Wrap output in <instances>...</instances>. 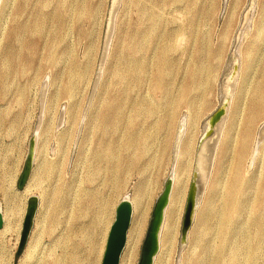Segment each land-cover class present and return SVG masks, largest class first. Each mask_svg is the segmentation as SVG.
Returning <instances> with one entry per match:
<instances>
[{
    "label": "rangeland",
    "instance_id": "374dc122",
    "mask_svg": "<svg viewBox=\"0 0 264 264\" xmlns=\"http://www.w3.org/2000/svg\"><path fill=\"white\" fill-rule=\"evenodd\" d=\"M65 1L66 0H6L3 3L2 10L0 11V18H2V20L0 19V234L2 233L0 235V256H4L3 258H5V264H23V260L26 257L28 248L31 245H34L33 240L40 232L39 227L41 226V224L43 231L42 236H44L42 237L43 239L40 247L35 254V259L37 260V262L35 260H32V262L29 260V262H24V264H60L61 262V264H92V257H90V245L85 243V238L86 234L90 233L91 230H94V236H97V222L99 220L98 215L102 214L103 221L106 222L107 220V224H109L105 240L106 249L108 235L111 226L115 221L116 208L118 204L125 195L132 196L137 188L142 186L148 187L150 191V211L148 216L149 224L154 205L160 194L163 192L165 183L169 178V170H167L168 154L160 157V164L158 163V166H151L145 169L146 166L148 167L149 161L152 160L150 155L154 153L153 151L157 152V149L159 152H161L163 145H169L168 151L169 153H171L170 156L172 157V150L175 145L174 143L177 136V134L175 133H177L178 131L179 123L183 117L192 115L196 119V124L194 123V125L190 126L189 131L186 130L187 132L186 135H184V138H192L194 147L193 154L192 156L190 155L191 157L185 156L183 162H187L188 159V163L193 162L195 149L197 147V144L199 143L202 133L205 130V123L210 120V122H212L216 113H218L222 109L224 103L222 100L224 97V93L222 92L221 84H223L224 79L227 78V76H231L233 72H237L238 76L241 75L243 59L241 54H238L241 44L243 43L242 45H255L257 46V48L260 47L261 52H263L262 49L264 50V0H254L253 9L250 8L252 0H119L112 22V30L110 33L107 46V55L105 58L106 61H104L105 65H103L104 69L103 67L101 68L100 71H102V74L100 75V80L97 83L98 86L95 87L94 85L100 68L101 58L105 47V40L110 25L113 0ZM248 12L250 15L249 22L246 23V25L243 27L241 31V37L237 41L236 33L240 31L242 20ZM19 14L20 16H17ZM178 14H180L181 16H179ZM45 17L48 21L46 22V26L42 28V30H48V33L44 30L41 31V33H37L35 28H33V25H35L38 18V21H40ZM256 18L257 24L254 25V20ZM24 21L27 24H30L29 29L31 30L23 36L20 35L19 38L16 34L12 35V31L17 28L18 23ZM48 27H50V29H48ZM178 27L180 28V30ZM175 30H177V32ZM42 33L45 34L43 35ZM246 33L248 34L245 35ZM180 36L184 38V40H182ZM225 36L228 37V40ZM175 38L177 42L175 41ZM26 39L31 41L34 40V43L29 44ZM180 40L183 42H181ZM23 41H25V43ZM178 41L181 44H179ZM51 42H55L53 43L55 44V47ZM21 44H23L24 46ZM172 44L174 45L175 49L172 50V52H170L168 56L169 62L167 61L168 65L166 66L168 74L164 78L166 90L170 86L171 89L169 88L168 90L166 96L167 98H163L162 89L160 88L156 90L154 87L155 76L157 75L156 66L158 63L157 61H159L161 58L164 46ZM52 47H54L55 49ZM207 47L208 49L206 50ZM219 51L221 52L219 53ZM234 51L235 53H237V57L233 54ZM217 53L219 54L218 56ZM157 54L160 55L158 56ZM46 55L50 60L48 59V57H46ZM140 61L145 64L146 69L138 73V64L136 65V63H139ZM263 61L264 59H259L258 57H256L254 60L255 68L249 71L250 79H248L250 81H247V85H245V88L241 93L239 100H237V103H241V100L243 103H239L240 105H234L233 102L236 98L235 94L234 97H232L230 101L231 108L229 109L226 118L227 123L224 124L222 133L230 123L232 112L235 115L234 122L237 121L236 123L239 122V119L245 120L247 118L250 103L253 99L256 98L259 87L262 83L261 81H263L264 79ZM11 63H13V65ZM5 65L7 66L5 67ZM30 68L33 70V72L30 70ZM107 68H110L112 70L110 71V69L108 70ZM197 68H202V70H205V72H203L204 76H202V79L198 82L201 90L198 87V84L195 87L193 86L192 82L193 75L198 70ZM206 68H208L209 70ZM11 69H14L12 70L13 72L10 71ZM23 69H25V71ZM73 69H77L78 76L80 78L78 76L77 78H71L69 72ZM192 69H195V72L192 71ZM216 70L219 72H217ZM57 71L59 76H57ZM45 72L47 74H45ZM115 72L117 73L115 74ZM13 73L15 74V76L13 75ZM48 73L51 74L49 75ZM52 73L54 74V77L52 76ZM65 73L67 74V76H65ZM189 73L192 76H190ZM3 74L9 75L4 76ZM114 74L116 76H114ZM34 75H36V77ZM126 76H128V78ZM138 76H140V81L137 80ZM12 77L14 78L12 79ZM185 77L188 79H186ZM171 79L174 80L172 81ZM46 80L48 81L47 86L49 87H47L49 92L47 93L46 98L48 100L49 106H51L52 108L51 109L50 107H48L49 109L47 111V121L49 124H51V126H49L50 131L48 130V135L50 136L51 140V146L49 147V149L51 151V157H54L57 150V148L55 147H58V145L56 146L57 140L59 141V138H61L60 142L63 141L65 143H61L62 148H65L61 150L60 155H58L57 158L54 157V161L56 160V162L61 166V168H58L59 171L61 170L60 174H62V176H60V180L62 179L61 186H63V188L65 187V189H67L69 186H72V189H70V192H65L62 195L55 192L54 195L50 197V203L48 206L50 208L46 209L43 206L39 207L35 224L28 241V248L21 256H18L17 253L23 231L28 200L30 197H32H29L25 194L23 195V193L18 189V181L25 166L30 143L35 135L36 126H38V122L36 121L39 120L40 116V95L42 92V88L45 86ZM66 80V85H68L71 81L74 82L73 92H75L72 96H70L66 92ZM239 80L240 76L238 77V81ZM31 81L33 82L31 83ZM8 83L10 85H8ZM42 84L44 86H42ZM50 84L53 86H51ZM17 85L19 86V88ZM183 87H189V89H193L195 87L197 91L193 89L185 102H179L177 98H179V93L181 92V88ZM93 89L95 91H93ZM77 92L79 93V95ZM173 92L175 93V96L173 95ZM16 94L21 95L19 97V95L16 96ZM74 94H77L78 96H75ZM108 94L110 97L108 96ZM21 96L23 98H21ZM242 96L245 99H243ZM19 98L23 99V101L19 100ZM106 98L108 100H106ZM152 98L156 103L151 102ZM89 100L91 101L89 102ZM107 102H109V104ZM138 102H143L146 104L149 103V105H151V107L154 109L160 108L159 114L157 113L160 118L163 116L161 114V111H163L164 109L163 105H166V107L168 106L169 108L171 106V111L169 110L170 115L169 118L167 117V119L165 120V129L161 130L157 134L158 141L153 146L151 154H149L148 156L145 155L146 159L145 157H143L142 161L137 164V166H132V168H129L130 170L128 169L124 172L125 174L122 173L119 176L120 178L122 177L121 183L119 184L120 186L113 187V185L110 184H112L115 180L114 175H111L110 173L107 174V170L105 171V173H96L94 168L95 161H92L94 160L95 156L94 149L98 150L101 147L102 140L106 138V136L102 134L101 126H99V117H101V115L108 110L115 111L122 106H125L126 108L123 116L124 119H126L128 116H135L136 114L133 112V109ZM150 102L152 104H150ZM169 103L171 105H169ZM200 103L202 104L200 105ZM132 105L134 107H132ZM198 105L201 107L199 108ZM238 105L241 108L238 107ZM193 107L194 109H192ZM239 109L242 111H240ZM9 110L10 112H8ZM45 110H47V107L45 108ZM84 112L86 113V115L84 114ZM15 113L17 114V117L20 116L18 128L16 126L14 127V125L12 124L14 123L13 115ZM242 113L244 114V117ZM262 117L263 118L261 121L260 119L258 120L261 123H259L256 128V141L253 142L251 146L249 159L245 164L244 172L246 171L245 174L247 176L241 179L242 185L238 189V211L234 214L231 212V209L229 207V194L230 191L235 188V186L233 185L234 176L231 173L226 172L222 174L221 178L219 179V184L218 182H216L215 184L206 188V190L204 191L206 196L205 194H203L202 200L199 205V208H201V212H203L204 214L214 210L218 211V256L220 255L221 251L219 247L221 245L222 232L229 226H232L234 233L231 235V239L232 241H238V243H236V241H231L232 244L230 243V246H232L231 248L236 251L237 254H239L238 264H252L253 261L246 258V252H244L243 250L246 251V249L244 248H246L245 244H247V241L249 239H251L250 245L252 247L256 246L254 239L257 235V229L259 228L258 224L264 221V133L261 134V132L264 131V115H262ZM61 118L62 123L60 124L59 120ZM96 120L98 126L96 124ZM80 126H82V130ZM84 127L85 129H83ZM77 132L78 135L75 136ZM96 132H98L99 134L97 133V135ZM55 134H57L56 136L60 135V137L57 138ZM74 139H76L75 145L73 143L75 141ZM81 144H83L84 152L80 155ZM73 145L75 147L73 148L71 154L70 151L72 150ZM53 150H55V152ZM66 157L67 159H65ZM60 158L62 159V161L60 160ZM120 159V165H123L124 167L128 166V163L131 159V151L126 150L125 147L123 148L120 146ZM87 160L89 163L87 162ZM34 163L35 164L33 165V170L35 175L36 169L38 168L39 158L36 159ZM145 163L146 165H144ZM88 165H90L89 168ZM90 169H92V172ZM141 171L143 172V175ZM32 175L33 172L31 173L29 182H35L32 183V186L35 185L34 195L35 197H38V199L39 195L41 194V190L47 186V183L50 184L51 188L54 182L56 183V176H54L56 174L53 175V179H49L51 181L48 180L49 182L47 181L46 183H44L42 187L38 184V181H35L34 175ZM92 176L94 177V180L92 179ZM183 176L185 179H188V183L186 191L183 195V207L180 213L181 216L177 227L178 230L176 241L174 244L168 245L164 264H190L189 261L190 258H192L193 254V248L189 246V241L187 240V238L184 241L182 240V229L188 205V198L190 197L191 193L190 185L192 180V176L187 177L186 173ZM150 180L151 182L149 183ZM40 182L41 181H39V183ZM72 184H74V186ZM95 188H98L99 190ZM94 191L97 193H95ZM98 192H102L103 194L107 195V197L109 198V204L105 206V204L101 202L103 205H100ZM91 197L92 199L90 200ZM47 200L48 199H46V201ZM63 200H65L66 202L64 205L62 204ZM96 202L98 203V205ZM10 209L14 212V214ZM104 212L106 215L103 214ZM10 217L12 220L10 219ZM195 222L196 220L193 221L191 226H193ZM92 223H94V226H91ZM229 223H231V225ZM9 224L13 227L12 229ZM6 225L7 227L10 226V228L7 229ZM75 226L78 228H75ZM148 226L149 225H147L146 233L148 230ZM71 231L74 232L72 233ZM241 232H243L244 234ZM237 235H239L240 237ZM182 242H184L183 249L182 247H180ZM238 246L240 247L238 248ZM231 248L226 251L228 259ZM105 249L102 252V256L98 264H102ZM179 251L181 252L179 253ZM72 254L73 257H75L74 259L72 257ZM140 255L137 264L139 263ZM254 263L264 264V248L258 253V257L254 261Z\"/></svg>",
    "mask_w": 264,
    "mask_h": 264
},
{
    "label": "bare ground",
    "instance_id": "6f19581e",
    "mask_svg": "<svg viewBox=\"0 0 264 264\" xmlns=\"http://www.w3.org/2000/svg\"><path fill=\"white\" fill-rule=\"evenodd\" d=\"M6 0H0V11L2 10V6L3 3ZM67 1V0H66ZM65 1V2H66ZM118 1L119 0H113V6L112 9L118 5ZM123 1V0H122ZM126 1V0H125ZM131 1V0H130ZM46 3V2H45ZM60 3V1H59ZM9 4V3H8ZM11 4V3H10ZM73 4V3H72ZM125 4V3H124ZM128 4V3H127ZM126 4V5H127ZM130 4V3H129ZM263 4V3H262ZM264 5V4H263ZM46 6V5H45ZM48 6V5H47ZM87 6V5H86ZM130 6V5H129ZM153 6V5H152ZM259 6V5H257ZM261 7V6H260ZM7 8V7H6ZM11 8V7H10ZM85 8V7H84ZM176 8V7H175ZM179 8V7H178ZM250 8L253 9L254 8V0L251 1L250 4ZM111 9V11H112ZM159 9V8H158ZM163 9V8H162ZM165 9V8H164ZM85 10V9H84ZM182 10V9H181ZM4 11V9H3ZM26 11V10H25ZM87 11V10H86ZM249 11V10H248ZM17 12V11H16ZM24 12V11H23ZM163 12V11H161ZM179 12V11H178ZM182 12V11H180ZM55 13V11H54ZM127 13V12H126ZM175 13V12H174ZM50 14V13H49ZM176 14V13H175ZM53 15V14H52ZM85 15V14H84ZM179 16H181L180 14H178ZM183 15V14H182ZM14 16V15H13ZM17 16H20L17 15ZM40 16V15H39ZM46 16V15H45ZM51 16V15H49ZM56 16V14H55ZM176 16V15H173ZM48 17V16H47ZM2 20V18H0ZM11 19V18H10ZM16 19V18H15ZM55 19V18H54ZM250 19V15L249 12L244 16L243 20H242V25L240 28V31H238L237 34V41L240 39L241 37V31L243 29V27L246 25V23L249 22ZM37 20V19H36ZM35 20V21H36ZM39 20V18H38ZM36 21L35 25H33L35 28V30L37 31V33H41L42 28H44L46 26V22L48 21L47 18H43L40 21ZM180 20V19H179ZM178 20V21H179ZM264 20V19H263ZM34 21V22H35ZM55 21V20H54ZM168 21V20H167ZM51 22V20H50ZM56 22V21H55ZM129 22V21H128ZM127 22V23H128ZM253 23V22H252ZM254 25L257 24V18L254 20ZM6 24V23H5ZM29 23L27 24L25 21L24 22H19L17 28H15L12 31V35L16 34L19 38L20 35H25L28 31H30L31 29H29ZM55 25V24H54ZM184 25V24H183ZM253 25V24H252ZM48 26V25H47ZM56 26V25H55ZM128 26V24H127ZM184 27V26H183ZM1 28V27H0ZM6 28V26H5ZM32 28V27H31ZM179 28V27H178ZM257 28V27H256ZM48 29H50V27H48ZM249 29V28H248ZM251 29V28H250ZM174 30V29H173ZM180 30V28H179ZM184 30V29H183ZM7 31V30H6ZM46 31V30H44ZM114 31V30H113ZM123 31V30H122ZM177 32V30H175ZM252 31V30H251ZM32 32V31H31ZM34 32V31H33ZM48 33V30L46 31ZM244 32V31H243ZM242 32V33H243ZM247 32V31H246ZM259 32V31H258ZM257 32V33H258ZM0 33H1V29H0ZM36 33V32H35ZM250 33V32H249ZM263 33V32H262ZM32 34V33H31ZM43 34V33H42ZM45 34V33H44ZM43 34V35H44ZM52 34V33H51ZM248 33H246L245 35H247ZM33 35V34H32ZM47 35V34H46ZM57 35V34H56ZM145 35V34H144ZM147 35V34H146ZM176 35V34H175ZM180 35V34H179ZM263 35V34H262ZM6 36V35H5ZM36 36V35H35ZM48 36V35H47ZM59 36V35H58ZM148 36V35H147ZM243 36V35H242ZM41 37V36H40ZM146 37V36H145ZM161 37V36H160ZM181 37V36H180ZM226 37V36H225ZM247 37V36H246ZM22 38V37H21ZM24 38V37H23ZM42 38V37H41ZM147 38V37H146ZM179 38V37H178ZM177 38V39H178ZM228 40V37H226ZM263 38V37H262ZM45 39V38H44ZM53 39V38H52ZM51 39V40H52ZM62 39V38H61ZM182 40H184V38L181 37ZM261 39V38H260ZM5 40V39H4ZM21 40V39H20ZM23 40V39H22ZM26 41L29 44H33L34 40H28L26 39ZM176 41V38H175ZM181 41V40H180ZM25 43V41H23ZM172 42V41H171ZM177 42V41H176ZM183 42V41H181ZM233 42V41H232ZM22 43V42H21ZM23 43V44H24ZM49 43V42H48ZM52 44L55 42H51ZM160 43V42H158ZM179 43V41H178ZM177 43V44H178ZM238 43V42H237ZM21 44V45H23ZM47 44V43H46ZM50 44V43H49ZM60 44V43H59ZM170 44V43H169ZM181 44V43H179ZM243 44V43H242ZM239 48V52L242 59H243V63H242V69H241V75L240 76V80L238 81V73L237 72H233L231 76H227V78L224 79L223 84H221V89L222 92L224 93V97H223V105L226 104L225 106V114L223 115V117H221L218 121V119L216 120V122L214 124H212V122L208 121L205 123V130L202 133L199 143L197 144V147L195 149V155H194V160L193 162H189V159L187 162H183V159L185 156H189L191 157L193 154V140L191 137L189 138H184V135H186V132L189 131L190 126L194 125V123L196 122V119L194 116L192 115H187V117H181V121L179 123V127H178V131L176 139H175V145L173 147V153H172V157L170 156L171 153H169V145H163L161 152L158 151L157 152L153 151L154 153H152L151 156V161H149L148 163V167L146 166L145 169L153 166L156 167L158 166L159 160L161 156H164L166 154H168V163H167V170H169V178L172 179L173 181V185H172V191L170 194V199L168 202V205L166 207L165 210V214H164V221L162 223L161 229H160V233H159V250L157 252V254L154 257V262L153 264H164V259L166 257V250L168 245H172L175 243L176 241V235H177V227H178V223H179V219H180V213L182 210V201H183V195L184 192L186 191L187 188V183H188V179L184 178V174L186 173L187 177H191L192 176V180H191V185H190V199L192 201V204L194 205V209H193V214H192V220L196 222L193 224V226L190 227L186 237L184 239H182L183 241L187 238V240L189 241V246L193 248V254H192V258H190V264H238V258H239V254H237L236 251H234L230 246V243L232 241V237L231 235L234 233V230L232 229V226H229L226 230H224L222 232V238H221V245L219 247L220 251V255L218 256V211L214 210V211H210L209 213L204 214L203 212H201V208H199L200 202L202 200L203 194H205V190L207 187L215 184L216 182H218L219 184V179L221 178L222 174L226 173H231L234 176V186L235 188H233L230 191L229 194V207L231 209V212L235 214V212L238 211L237 209V203H238V193H239V188L242 185V180L244 177H246L247 175L244 172V168H245V164L247 162V160L249 159V155L251 152V146L253 144V142L256 141V128L258 126L259 123H261L260 121L262 120V115H264V79L263 81H261V85L259 87V91L258 94L256 96L255 99H253L250 103V106L248 108V113H247V118L245 120L243 119H239V122L236 123L234 122L235 120V115L232 112V115L230 117V123L228 124V126L226 127V129L223 131L222 133V129L223 126L226 122V118L229 112L230 107V101L232 99V97H234L235 94V99L233 104H239L237 103V100H239V97L241 96V93L243 92L245 85H247V81H250L249 79V71L253 70L255 68V63L254 60L256 57H258L259 59H264L263 57V53L264 50L262 49L263 52H261V48L255 45H242ZM55 47V44H53ZM158 45V44H157ZM24 46V45H23ZM45 46V45H44ZM50 46V45H49ZM205 46V45H203ZM232 46V45H231ZM239 46V45H238ZM255 46V47H254ZM32 47V46H31ZM52 47V48H54ZM176 47V46H175ZM222 47V46H221ZM236 47V46H235ZM28 48V47H27ZM34 48V47H33ZM51 48V49H52ZM178 48V47H177ZM5 49V48H4ZM22 49V48H21ZM25 49V48H24ZM32 49V48H31ZM29 49V50H31ZM55 49V48H54ZM156 49V48H155ZM159 49V48H158ZM157 49V50H158ZM174 45H165L164 49L162 50V55L159 61L154 62L157 63V75L155 76V81H154V87L156 90L158 89H162V94H163V98H167V93L169 87L166 90L165 84H164V78L167 76L168 71L166 69V66L168 65V56L170 54V52H172V50H174ZM181 49V48H180ZM202 49V48H201ZM205 49V48H204ZM208 49V47L206 48V50ZM28 50V49H27ZM205 50V53H206ZM218 50V49H217ZM216 50V51H217ZM224 50V49H223ZM19 51V49H18ZM233 51V50H231ZM32 52V51H31ZM55 52V51H54ZM53 52V53H54ZM187 52V50H186ZM221 51H219L220 53ZM19 53V52H18ZM41 53V51H40ZM47 53V52H46ZM158 53V51H157ZM35 54V53H34ZM156 54V53H155ZM210 54V53H209ZM233 54L237 57V53H235V51L233 52ZM7 55V54H6ZM9 55V54H8ZM21 55V53H20ZM19 55V57H20ZM48 55V54H47ZM46 55V57H48ZM158 55V54H157ZM160 55V54H159ZM158 55V56H159ZM219 54L217 53V56ZM10 56V55H9ZM23 56V55H22ZM51 56V55H50ZM174 56V55H173ZM16 57V56H15ZM40 57V56H39ZM205 57V56H204ZM220 57V56H219ZM240 57V56H239ZM7 58V57H5ZM12 58V57H11ZM26 58V57H25ZM42 58V57H41ZM217 58V57H216ZM215 58V59H216ZM2 59V58H1ZM21 59V58H20ZM24 59V58H23ZM22 59V60H23ZM39 59V58H38ZM49 59V57H48ZM47 59V60H48ZM117 59V58H116ZM157 59V58H156ZM238 59V58H237ZM241 59V61H242ZM11 60V59H9ZM45 60V58H44ZM46 60V61H47ZM50 60V59H49ZM3 61V60H2ZM1 61V62H2ZM8 61V60H7ZM13 61V60H12ZM26 61V60H25ZM29 61V60H28ZM27 61V62H28ZM106 61V60H105ZM168 61V62H167ZM6 62V59H5ZM24 62V61H23ZM30 62V61H29ZM56 62V61H55ZM129 62V61H128ZM258 62V61H257ZM262 62V61H260ZM264 62V61H263ZM8 63V62H7ZM15 63V61H14ZM19 63V62H18ZM39 63V62H38ZM117 63V62H116ZM115 63V64H116ZM120 63V62H119ZM197 63V62H196ZM259 63V62H258ZM4 64V63H3ZM2 64V65H3ZM6 64V63H5ZM13 65V63H11ZM21 64V63H20ZM27 64V63H26ZM25 64V65H26ZM138 64V68H137V72L140 73L141 71H144L146 69V66L144 63H142V61H140L139 63L137 62L136 65ZM257 64V63H256ZM24 65V64H23ZM22 65V66H23ZM105 65V63L103 64ZM156 65V64H155ZM195 65V64H194ZM7 65H5L6 67ZM16 66V65H15ZM38 66V65H37ZM198 66V65H197ZM4 67V66H3ZM28 67V66H27ZM42 67V66H41ZM53 67V66H52ZM56 67V66H55ZM116 67V66H115ZM121 67V66H120ZM123 67V66H122ZM259 67V66H258ZM12 68V67H10ZM19 68V67H18ZM43 68V67H42ZM49 68V67H48ZM79 68V67H78ZM111 68V67H110ZM110 68H107L108 70ZM114 68V67H113ZM215 68V67H214ZM9 69V68H8ZM16 69V68H15ZM26 69V67H25ZM25 69H23L25 71ZM50 69V68H49ZM48 69V70H49ZM104 69V67H103ZM125 69V68H123ZM173 69V68H172ZM177 69V68H176ZM198 69V68H197ZM204 69V68H203ZM208 69V68H206ZM213 69V68H212ZM4 70V69H3ZM14 69H11L10 71H12ZM30 70L33 72V70L30 68ZM38 70H42V69H38ZM67 70V69H66ZM112 69H110L111 71ZM119 70V69H118ZM195 70V69H194ZM192 69V71H194ZM209 70V69H208ZM207 70V72H208ZM36 71V70H34ZM44 71V70H43ZM42 71V72H43ZM114 71V70H113ZM112 71V72H113ZM217 71V70H216ZM6 72V71H5ZM13 72V71H12ZM80 72V71H79ZM102 74V71H100ZM109 72V71H108ZM121 72V71H119ZM118 72V73H119ZM195 72V71H194ZM205 70H202V68H199L197 70L196 73H194L193 75V86H200L199 85V81L202 79V76H204ZM213 72V71H212ZM215 72V71H214ZM219 72V71H217ZM257 72V71H256ZM31 73V72H30ZM41 73V72H40ZM70 76L71 78H77L78 76V71L77 69H73L70 72ZM117 72H115L116 74ZM216 73V72H215ZM17 74V73H16ZM45 74H47L45 72ZM49 74V73H48ZM51 74V73H50ZM49 74V75H50ZM64 74V73H63ZM66 74V73H65ZM114 74V76H116ZM203 74V75H202ZM209 74V73H208ZM207 74V75H208ZM212 74V73H211ZM4 75V74H3ZM9 75V74H6ZM4 75V76H6ZM13 75L15 76V74L13 73ZM48 75V76H49ZM54 74L52 73V76ZM83 75V74H82ZM126 75V74H125ZM148 75V72H147ZM154 75V73H153ZM190 75V73H189ZM210 75V74H209ZM214 75V74H213ZM36 77V75H34ZM43 76V75H42ZM57 76L58 75V71H57ZM67 76V74L65 75ZM84 76V75H83ZM192 76V75H190ZM189 76V77H190ZM252 76V75H250ZM11 77V76H10ZM33 77V75H32ZM54 77V76H53ZM52 77V78H53ZM79 77V76H78ZM101 77V76H100ZM128 78V76H126ZM153 77V76H152ZM188 77V75H187ZM206 77V76H205ZM209 77V76H208ZM223 77V75H222ZM1 78V77H0ZM5 78V77H4ZM3 78V79H4ZM8 78V77H6ZM14 77H12L13 79ZM39 78V77H38ZM46 78V77H45ZM44 78V79H45ZM80 78V77H79ZM174 78V77H173ZM186 78V77H185ZM204 78V77H203ZM221 78V77H220ZM249 78V79H248ZM252 78V77H251ZM48 79V78H47ZM55 79V78H54ZM53 79V80H54ZM84 79V78H83ZM82 79V80H83ZM188 79V78H186ZM185 79V80H186ZM190 79V78H189ZM205 79V78H204ZM9 80V79H8ZM38 80V79H37ZM56 80V79H55ZM54 80V81H55ZM69 80V79H68ZM100 80V79H99ZM125 80V79H124ZM137 80L140 81V76L137 77ZM172 81L174 79H171ZM208 80V79H206ZM246 80V81H245ZM11 81V80H10ZM36 81V80H34ZM50 81V80H49ZM111 81V80H110ZM127 81V80H126ZM4 82V81H3ZM33 81H31L32 83ZM53 82V81H52ZM60 82V81H59ZM69 82V81H68ZM99 82V81H98ZM190 82V81H189ZM202 82H206V81H202ZM221 82V80H220ZM44 83V82H43ZM67 83V80L65 82V85ZM76 83V82H75ZM136 83V81H135ZM146 83V82H145ZM152 83V82H151ZM48 81L46 80L45 82V86L42 84V86H44L42 88V92L40 95V101L41 102V106H40V116H39V120L36 121L38 122V126H36V130H35V135H34V140H35V155H34V161L36 159L39 158V163H38V168L36 169L35 175H34V170H32L33 175H34V179L38 184L42 187L44 183H46L50 178L53 179V175L56 176V183L54 182L52 188L50 186L49 183H47V186L44 187L41 190V194L39 195V207L43 206L44 208H50L49 203H50V197L54 195V193H59V194H63L65 192H70V189H72L70 186L65 189V187L63 188V186H61V180H60V176H62V174H60V171L58 170V168H61V166L59 165V163L56 162V160L54 161L55 158H57L58 155H60V152L63 148L60 142V135L56 136L57 134H55V136L57 138H59V141L57 139V144L58 147L56 150V154H55V158L51 157V151L49 149V147L51 146L50 144V136L48 135V130H49V126H51V124L48 123L47 121V111H48V107L51 108V106H49L48 100H47V93L48 91ZM54 84V83H53ZM64 84V83H63ZM62 84V85H63ZM74 82H70L68 85H66V92L72 96L73 93V86ZM206 84V83H205ZM204 84V85H205ZM4 85V84H3ZM8 85H10L8 83ZM13 85V84H12ZM51 85V84H50ZM49 85V86H50ZM109 85V84H108ZM145 85V84H144ZM172 85V82H171ZM218 85V84H217ZM251 85V84H250ZM16 86V85H15ZM18 86V85H17ZM53 86V85H51ZM95 86V85H94ZM98 86V85H96ZM153 86V85H152ZM202 86V85H201ZM12 87V86H11ZM48 87V88H47ZM105 87V86H104ZM140 87V86H139ZM168 87V86H167ZM174 87V86H173ZM195 87L193 88L194 90ZM197 87V89H198ZM206 87V86H205ZM237 87V89H236ZM252 87V86H251ZM3 88V87H2ZM19 88V86H18ZM17 88V89H18ZM103 88V87H102ZM106 88V87H105ZM200 88V87H199ZM247 88V87H246ZM108 89V88H107ZM116 89V88H115ZM130 89V88H128ZM134 89V88H133ZM171 89V88H170ZM181 92L179 93V98H177L179 100V102H185L187 100V97L189 96V94L191 93V91L193 90L192 88L189 89V87H183L181 88ZM218 89V88H217ZM19 90V89H18ZM17 90V91H18ZM50 90V89H49ZM201 90V88H200ZM237 90V92H236ZM16 91V90H15ZM93 91H95L93 89ZM97 91V90H96ZM154 91V90H153ZM152 91V92H153ZM180 91V90H179ZM197 91V90H196ZM212 91V90H211ZM218 91V90H217ZM19 92V91H18ZM51 92V91H50ZM103 92V91H102ZM107 92V91H106ZM129 92V91H128ZM213 92V91H212ZM78 93V92H77ZM101 93V92H100ZM109 93V92H108ZM150 93V92H149ZM247 93V92H246ZM52 94V93H51ZM55 94V93H54ZM105 94V93H104ZM139 94V93H138ZM170 94V93H169ZM175 93L173 92V95ZM212 94V93H211ZM245 94V92H244ZM19 94H16V96ZM21 95V94H20ZM19 95V97H20ZM39 95V94H38ZM60 95V93H59ZM75 95V94H74ZM77 95V94H76ZM75 95V96H76ZM79 95V93H78ZM77 95V96H78ZM128 95V94H127ZM150 95V94H149ZM249 95V94H248ZM49 96V95H48ZM56 96V95H55ZM109 96V94H108ZM169 96V95H168ZM175 96V95H174ZM204 96V95H203ZM65 97V96H64ZM68 97V96H67ZM110 97V96H109ZM213 97V96H212ZM17 98V97H16ZM21 98H23L21 96ZM69 98V97H68ZM73 98V97H72ZM76 98V97H75ZM115 98V97H114ZM127 98V97H126ZM150 98V97H149ZM243 99H245L242 96ZM50 99V98H49ZM56 99V98H55ZM90 99V98H89ZM97 99V98H96ZM201 99V98H200ZM248 99V98H247ZM22 100L23 99H20ZM72 100V99H71ZM75 100V99H74ZM106 100H108L106 98ZM166 100V99H165ZM197 100V99H196ZM202 100V99H201ZM200 100V101H201ZM217 100V99H216ZM241 100V99H240ZM50 101V100H49ZM91 100H89L90 102ZM134 101V100H133ZM218 101V100H217ZM51 102V101H50ZM70 102V101H69ZM88 102V103H89ZM99 102V101H98ZM102 102V101H101ZM152 103H156L155 100H153V98L151 99ZM150 102V104H152ZM178 102V103H179ZM47 103V104H46ZM52 103V102H51ZM105 103V102H104ZM109 104V102H107ZM241 103L242 100H241ZM240 103V104H241ZM22 104V103H21ZM54 104V103H53ZM202 103H200L201 105ZM239 104V105H240ZM52 105V104H50ZM77 105V104H76ZM91 105V104H90ZM106 105V104H105ZM122 105V104H121ZM158 105V104H157ZM169 105H171L169 103ZM194 105V104H193ZM238 105V107H240ZM78 106V105H77ZM99 106V105H98ZM120 106V105H119ZM156 106V105H155ZM180 106V105H179ZM199 106V105H198ZM242 106V105H241ZM47 107V110H45V108ZM74 107V106H73ZM107 107V106H106ZM132 107H134L132 105ZM178 107V106H177ZM187 107V105H186ZM191 107V106H190ZM201 106H199L200 108ZM223 107V106H222ZM88 108V106H87ZM86 108V109H87ZM118 108V107H117ZM158 108V106H157ZM163 111H161V114L163 115L161 118L160 116H158L159 114V109H154L151 107V105L143 103V102H138L137 105L135 106V108L133 109V112L136 114L135 116H128L126 119L123 118L124 116V111H125V106L119 108L118 110H108L106 112H102L103 114L101 115V117H99V126H101V130H102V134L104 136H106L105 139L102 140V144L101 147L98 150L94 149V168H95V172L96 173H102L107 170V174L110 173L111 175H114L115 180L113 181L112 184L113 187H118L120 186L119 184L121 183V178L119 177L122 173H124L125 171H127L129 168H132V166H137V164H139L142 161V158L145 157V155H149L151 154V151L153 150V146L156 144V142L158 141V132H160L161 130L165 129V123H166V119L167 117L169 118V110L170 108L166 105H163ZM168 108V109H167ZM241 108V107H240ZM52 109V108H51ZM70 109V108H68ZM67 109V110H68ZM75 109V108H74ZM94 109V106H93ZM102 109V108H101ZM128 109V108H127ZM184 109V108H183ZM194 109V107L192 108ZM73 110V108H72ZM78 110V109H77ZM188 110V109H186ZM240 110V109H239ZM34 111V110H33ZM75 111V110H74ZM74 111H70V112H74ZM85 111V109H84ZM88 111V110H87ZM130 111V110H129ZM171 111V110H170ZM182 111V110H181ZM191 111V110H190ZM242 111V110H240ZM10 112V110L8 111ZM36 112V111H35ZM50 112V111H49ZM69 112V113H70ZM76 112V111H75ZM90 112V111H89ZM188 112V111H187ZM201 112V111H200ZM7 113V112H6ZM14 113V112H13ZM63 113V112H62ZM67 113V112H66ZM78 113V112H77ZM92 113V111H91ZM158 113V114H157ZM30 114V113H29ZM36 114V113H35ZM61 114V112H60ZM59 114V115H60ZM76 114V113H75ZM84 114L86 115V113L84 112ZM83 114V115H84ZM176 114V113H175ZM193 114V113H192ZM243 114V113H242ZM38 115V114H37ZM50 115V114H49ZM58 115V117H59ZM63 115V114H62ZM82 115V118H83ZM14 120L12 123L14 125V127L16 126L18 128L19 126V121H20V116L17 117V114L15 113L13 115ZM67 116V115H66ZM64 116V117H66ZM71 116V115H70ZM144 116V117H143ZM200 116V114H199ZM198 116V117H199ZM1 117V116H0ZM52 117V116H51ZM50 117V118H51ZM244 117V114H243ZM63 118V117H62ZM62 118L59 120L60 124L62 123ZM68 118V117H67ZM81 118V119H82ZM171 118V117H170ZM175 118V117H174ZM240 118V117H239ZM57 119V118H56ZM70 119V118H69ZM72 119V118H71ZM85 119V118H84ZM97 119V117H96ZM176 119V118H175ZM238 119V118H237ZM260 119V121H258ZM29 120V119H28ZM52 120V119H50ZM58 120V119H57ZM65 120V119H64ZM169 120V119H168ZM10 121V120H9ZM12 121V120H11ZM27 121V120H26ZM69 121V120H68ZM88 121V120H87ZM90 121V120H89ZM170 121V120H169ZM213 121V120H212ZM258 121V122H257ZM50 122V121H49ZM57 122V121H56ZM58 122V123H59ZM65 122V121H64ZM63 122V123H64ZM67 122V121H66ZM81 123V122H80ZM79 123V124H80ZM85 123V122H84ZM75 124V123H74ZM91 124V123H90ZM96 124L98 126L97 120H96ZM169 124V123H168ZM196 124V123H195ZM82 125V124H81ZM55 126V125H54ZM57 126V124H56ZM59 126V124H58ZM96 126V127H97ZM178 126V125H177ZM11 127V126H10ZM28 127V126H27ZM61 127V126H60ZM72 127V125H71ZM81 130H82V126ZM89 127V126H88ZM171 127V126H170ZM188 127V128H187ZM16 128V129H17ZM55 128V127H54ZM52 128V129H54ZM70 128V127H68ZM79 128V126H78ZM167 128V127H166ZM173 128V127H172ZM171 128V129H172ZM15 129V128H14ZM85 129V127L83 128ZM89 129V128H88ZM93 129V128H92ZM96 129V128H94ZM99 129V128H97ZM12 130V129H10ZM67 130V129H66ZM69 130V129H68ZM80 130V129H79ZM187 130V131H186ZM50 131V130H49ZM58 131V130H57ZM99 131V130H97ZM171 131V130H170ZM258 131V130H257ZM13 132V131H10ZM52 132V131H51ZM50 132V135H51ZM64 132V131H63ZM62 132V133H63ZM67 132V131H66ZM84 132V131H83ZM53 133V132H52ZM56 133V132H55ZM98 132H96L97 134ZM205 133V134H204ZM263 132H261V134H263ZM69 134V133H68ZM94 134V133H93ZM99 134V133H98ZM97 134V135H98ZM164 134V133H163ZM169 134V133H168ZM167 134V135H168ZM67 135V134H66ZM78 135V132L75 136ZM170 135V134H169ZM204 135V136H203ZM64 136V135H63ZM62 136V138H63ZM69 136V135H68ZM67 137V136H66ZM86 137V135H85ZM84 137V138H85ZM92 137V136H91ZM54 138V137H53ZM65 138V137H64ZM90 138V137H89ZM169 138V137H168ZM171 138V136H170ZM78 139V138H76ZM76 139H74L75 141L73 142L74 145L76 143ZM86 139V138H85ZM262 139V138H261ZM54 140V141H55ZM63 140V139H62ZM87 140V139H86ZM53 141V140H52ZM100 141V140H99ZM261 141V140H260ZM68 142V141H67ZM70 142V140H69ZM80 142V141H79ZM83 142V141H82ZM64 143V142H63ZM53 144V143H52ZM65 144V143H64ZM166 144V143H165ZM69 145V144H68ZM73 145L72 150L70 151L72 154L73 148L75 147ZM120 146L121 147H125L126 150L131 151V159L130 162L128 163L129 167L126 166L124 167L123 165H120ZM68 147V146H67ZM79 147V146H78ZM53 148V147H52ZM51 148V149H52ZM161 148V147H160ZM97 149V148H96ZM76 150V149H75ZM55 152V150H53ZM80 155L84 152L83 149V144H81L80 146ZM87 151V150H86ZM53 152V153H54ZM65 152V151H64ZM126 152V151H125ZM74 153V152H73ZM79 153V151H78ZM63 155V154H62ZM77 155V154H76ZM191 155V156H190ZM53 156V155H52ZM66 156V155H65ZM71 156V155H70ZM62 157V156H61ZM77 157V156H76ZM92 157V156H91ZM72 158V157H71ZM93 158V157H92ZM67 159V157L65 158ZM64 159V160H65ZM87 159V158H86ZM146 159V157H145ZM163 159V158H162ZM60 160L62 161V159L60 158ZM72 160V159H70ZM127 160V159H126ZM75 161V160H74ZM70 162V161H69ZM88 162V160H87ZM62 163V162H61ZM89 163V162H88ZM163 163V161H162ZM35 164V163H34ZM160 164V163H159ZM70 165V164H69ZM125 165V164H124ZM146 165V163L144 164ZM143 165V166H144ZM90 165H88L89 168ZM92 166V165H91ZM34 167V166H33ZM63 168V167H62ZM66 168V167H65ZM152 169V168H151ZM155 169V168H154ZM63 170V169H62ZM88 170V169H87ZM92 172V169H90ZM89 170V171H90ZM94 170V169H93ZM130 170V169H129ZM133 170V169H132ZM160 170V169H159ZM73 171V170H72ZM94 172V173H95ZM132 172V171H131ZM142 172V171H141ZM140 172V173H141ZM146 172V171H145ZM248 172V171H247ZM73 173V172H72ZM130 173V172H128ZM153 173V172H152ZM161 173V172H160ZM76 174V173H74ZM125 174V173H124ZM127 174V173H126ZM32 175V176H33ZM128 175V174H127ZM126 175V176H127ZM143 175V172H142ZM140 175V176H142ZM146 175V174H144ZM228 175V174H227ZM260 175V174H259ZM75 176V175H74ZM94 176V174H93ZM92 176V179L94 180V177ZM88 178V177H87ZM158 178V176H157ZM30 179V178H29ZM98 179V178H96ZM114 179V178H113ZM230 179V178H229ZM78 180V179H76ZM101 180V179H100ZM227 180V179H226ZM249 180V179H248ZM259 180V179H258ZM30 180H28V183L26 185V187L23 190H20L23 195H28L30 196H35L34 195V186H32V183L35 182H29ZM33 181V180H32ZM39 181H41L39 183ZM51 181V180H49ZM48 181V182H49ZM112 182V181H111ZM151 182V180L149 181V183ZM225 182V181H224ZM95 183V182H94ZM105 183V180H104ZM103 183V184H104ZM74 186V184H72ZM99 185V184H98ZM109 185V184H108ZM107 185V186H108ZM100 186V185H99ZM152 187V186H151ZM257 187V186H256ZM51 188V189H50ZM74 188V187H73ZM121 188V187H120ZM119 188V189H120ZM88 189V188H87ZM98 189V188H95ZM117 189V188H116ZM253 189V188H252ZM99 190V189H98ZM113 190V189H112ZM102 191V190H100ZM111 191V189H110ZM115 191V190H114ZM95 192V191H94ZM16 193V192H15ZM97 193V192H95ZM99 193V192H98ZM110 194V193H109ZM116 194V192H115ZM22 195V194H21ZM92 195V194H91ZM27 196V198H28ZM206 196V194H205ZM14 198V196H13ZM25 198V196H24ZM95 198V196H94ZM123 198H128L130 199V201L133 204V216H132V222L128 231V236H127V242H126V246L124 248V251L122 253L121 256V261L120 264H137L138 259H139V255H140V249L143 243V239L145 237V233H146V229H147V225L148 224V216H149V211H150V191L148 189V187L142 186L137 188V190L135 191V193L131 196V195H125ZM11 199V198H10ZM46 199H48L46 201ZM92 199V197L90 198V200ZM182 199V200H181ZM12 200V199H11ZM15 200V199H14ZM27 200V199H26ZM99 200H100V205L102 203L105 204V206L107 204H109V198L107 197V195L103 194L102 192L99 193ZM53 201V200H52ZM24 202V201H23ZM22 202V203H23ZM59 202V201H58ZM102 202V203H101ZM253 202V201H252ZM53 203V202H52ZM66 202L65 200H63L62 204L64 205ZM97 203V202H96ZM13 204V203H12ZM58 204V203H57ZM202 204V203H201ZM68 205V204H67ZM98 205V203H97ZM103 205V204H102ZM16 206V205H15ZM24 206V204H23ZM203 206V205H202ZM11 207V206H10ZM18 207V206H17ZM38 207V210H39ZM52 208V206H51ZM60 208V207H59ZM94 208V207H93ZM92 208V209H93ZM199 208V209H198ZM12 209V208H11ZM10 209V210H11ZM41 209V208H40ZM45 209V210H46ZM91 209V210H92ZM99 209V207H98ZM103 209V207H102ZM107 209V208H106ZM16 210V209H15ZM49 210V209H48ZM101 210V207H100ZM99 210V211H100ZM7 211V210H6ZM12 211V210H11ZM57 211V209H56ZM90 211V210H89ZM93 211V210H92ZM20 212V211H19ZM44 212V211H43ZM62 212V211H61ZM64 212V209H63ZM62 212V213H63ZM87 212V211H86ZM102 212V211H101ZM99 212V213H101ZM12 213L14 214V212L12 211ZM38 213V212H37ZM89 213V212H88ZM11 214V213H10ZM86 214V213H85ZM104 215L105 212L103 213ZM250 214V213H249ZM46 215V214H45ZM95 215V214H94ZM7 216V215H5ZM37 216V215H36ZM96 216V215H95ZM99 220L97 222L98 225V234L97 236H94V230H91L90 233L85 232L86 234V238H85V243H87L88 245H90V257H92V264H98L100 261V258L102 256V252L105 249V240H106V235L108 232V225L107 224V220L106 222L103 221V215L99 214ZM243 216V215H242ZM79 217V216H78ZM94 217V216H93ZM224 217V216H223ZM249 217V216H248ZM43 218V217H42ZM47 218V217H46ZM106 218V217H105ZM104 218V220H105ZM108 218V217H107ZM5 219V218H4ZM11 219V217H10ZM44 219V218H43ZM79 219V218H78ZM98 219V218H97ZM224 219V218H223ZM229 219V218H228ZM233 219V218H232ZM9 220V219H8ZM12 220V219H11ZM36 220V219H35ZM47 220V219H46ZM93 220V219H92ZM91 220V221H92ZM109 220V219H108ZM230 220V219H229ZM10 221V220H9ZM8 221V222H9ZM94 221V220H93ZM192 221V223H193ZM232 223V221H231ZM231 223H229L231 225ZM11 224V223H10ZM9 224V225H10ZM45 224V223H44ZM43 224V225H44ZM47 224V223H46ZM247 224V221H246ZM8 225V226H9ZM39 225V224H38ZM11 226V225H10ZM7 227L6 228H10ZM40 226V225H39ZM91 226H94V223H92ZM245 226V225H244ZM259 228L257 229V235L255 237V247H252L250 245V241L251 239H249L247 241V244H245V247H242L245 250H243L244 252H246V258L250 259L252 262V264H255L254 261L256 260V258L258 257V253L264 248L263 246V242H264V221L260 222L258 224ZM13 227L11 226V229ZM75 228H78L75 226ZM240 228V227H238ZM245 228V227H244ZM45 229V228H44ZM74 229V227H73ZM72 229V230H73ZM93 229V228H92ZM243 229V228H242ZM238 230V229H237ZM240 230V229H239ZM2 231V230H1ZM10 231V230H9ZM7 231V232H9ZM12 231V230H11ZM39 233L37 234V237L33 240L34 245H31L29 248L26 247L27 250V254L26 257L23 260V264L24 262L26 263L27 261L29 262V260L32 262V260H35L37 262V260L35 259V254L38 251L40 244L42 242V224L39 227ZM84 231V230H82ZM81 231V232H82ZM246 231V230H245ZM72 232V231H71ZM74 232V231H73ZM72 232V233H73ZM77 232V231H75ZM79 232V231H78ZM88 232V231H87ZM6 233V232H4ZM80 233V232H79ZM78 233V234H79ZM243 233V232H241ZM2 234V233H1ZM0 234V235H1ZM77 234V235H78ZM82 234V233H81ZM244 234V233H243ZM5 235V234H3ZM239 236V235H237ZM85 237V235H84ZM240 237V236H239ZM236 238V237H235ZM250 238V237H249ZM55 239V238H54ZM238 239V238H237ZM239 240V239H238ZM187 241V242H188ZM234 241V240H233ZM232 241V242H233ZM236 241V240H235ZM234 241V242H235ZM244 241V240H243ZM53 243V242H52ZM51 243V244H52ZM236 243H238V241H236ZM232 244V243H231ZM28 245V244H27ZM179 245V244H178ZM183 245L184 242L181 243L180 247H182L183 249ZM239 245V244H238ZM240 246H238L239 248ZM231 248V252L229 255V259L227 258V253L226 251ZM25 249V251H26ZM42 249V248H41ZM171 249V248H170ZM4 250V249H3ZM24 251V252H25ZM52 251V250H51ZM240 251V250H239ZM55 252V251H54ZM76 252V251H75ZM171 252V251H170ZM181 251H179L180 253ZM183 252V251H182ZM243 252V253H244ZM48 253V252H47ZM2 254V253H1ZM39 254V253H38ZM49 254V253H48ZM205 254V255H204ZM55 255V254H54ZM75 255V253H74ZM170 255V254H169ZM67 256V255H66ZM178 256V255H177ZM4 257V256H3ZM0 256V264H5V258H3ZM6 257V256H5ZM38 257V256H37ZM73 257V254H72ZM180 257V256H179ZM243 257V256H242ZM241 257V258H242ZM8 258V257H7ZM75 257H73L74 259ZM244 258V257H243ZM78 259V258H77ZM184 259V258H183ZM66 260V259H65ZM41 261V260H40ZM63 261V259H62ZM73 261V260H72ZM242 261V260H241ZM30 262V263H31ZM61 262V261H59ZM65 262V261H64ZM44 263V261H43ZM62 263V262H61ZM60 263V264H61ZM74 263V262H73ZM166 263V262H165ZM184 263V262H183ZM32 264H36V263H32Z\"/></svg>",
    "mask_w": 264,
    "mask_h": 264
},
{
    "label": "water",
    "instance_id": "95a60500",
    "mask_svg": "<svg viewBox=\"0 0 264 264\" xmlns=\"http://www.w3.org/2000/svg\"><path fill=\"white\" fill-rule=\"evenodd\" d=\"M116 9L117 6H115L111 11L110 25L105 40V47L101 58L100 68L95 81V87L100 79V75H101L100 70L103 67L107 55V46L109 42L110 33L112 30V22ZM225 106L226 104L223 105L222 109L218 113H216V115L214 116V120L212 121V124H214L217 119L223 117L222 115L225 114ZM34 155H35V140L33 137L30 143L29 152L26 158L23 172L18 181L19 190H23L28 183V180L33 170ZM172 185H173L172 179L168 178V180L165 183L163 192L160 194L154 205L152 216L146 233V237L142 245L140 260L138 264H153L154 262V257L159 250V233L162 223L164 221L165 210L170 199ZM38 207H39L38 197L35 196L30 197L28 200L23 231L17 253L18 256H21L27 247L29 238L31 236L35 224ZM193 209H194V205L192 204V201L189 197L188 205L186 209V215L184 219V225L182 229V239L186 237L192 225ZM133 211H134L133 204L128 198H123L118 204L116 208L115 221L112 224L108 235L102 264H120L121 256L127 242L128 231L132 222Z\"/></svg>",
    "mask_w": 264,
    "mask_h": 264
}]
</instances>
